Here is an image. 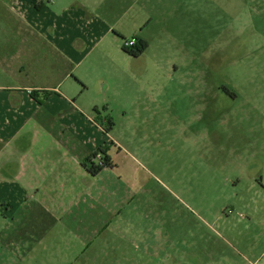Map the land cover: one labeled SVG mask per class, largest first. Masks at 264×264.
<instances>
[{
  "label": "rangeland",
  "instance_id": "obj_1",
  "mask_svg": "<svg viewBox=\"0 0 264 264\" xmlns=\"http://www.w3.org/2000/svg\"><path fill=\"white\" fill-rule=\"evenodd\" d=\"M62 1L110 26L77 72L84 108L99 99L115 123L113 166L73 214H0V264H254L264 0ZM134 34L138 57L123 50Z\"/></svg>",
  "mask_w": 264,
  "mask_h": 264
},
{
  "label": "crops",
  "instance_id": "obj_2",
  "mask_svg": "<svg viewBox=\"0 0 264 264\" xmlns=\"http://www.w3.org/2000/svg\"><path fill=\"white\" fill-rule=\"evenodd\" d=\"M62 2L0 0V214L13 220L32 204L56 219L79 210L106 170L94 175L84 161L111 156L114 144L96 108H84L90 87L77 72L110 26ZM254 264H264V228Z\"/></svg>",
  "mask_w": 264,
  "mask_h": 264
},
{
  "label": "trees",
  "instance_id": "obj_3",
  "mask_svg": "<svg viewBox=\"0 0 264 264\" xmlns=\"http://www.w3.org/2000/svg\"><path fill=\"white\" fill-rule=\"evenodd\" d=\"M135 44L132 46H128L126 42L128 41L126 39L125 43L123 44V50L128 53L129 55L138 57L141 56L149 47V43L146 39L141 38L139 36H134ZM95 111L97 112L96 120L97 122L104 128L106 132H111L115 123L113 121V118L111 115L103 116L98 107H96ZM106 153V152H105ZM98 155V154H95ZM88 170L94 174L97 175L100 173L104 168L113 166V161L111 159V156L106 154V157H103V161L101 164L95 163V161H92V159L89 157L86 159L83 163Z\"/></svg>",
  "mask_w": 264,
  "mask_h": 264
},
{
  "label": "built area",
  "instance_id": "obj_4",
  "mask_svg": "<svg viewBox=\"0 0 264 264\" xmlns=\"http://www.w3.org/2000/svg\"><path fill=\"white\" fill-rule=\"evenodd\" d=\"M126 44H127L128 46H132V45H134V44H135V39L133 38V39H131V40H128V41L126 42ZM98 155H99V154H98ZM99 158H100V162H99V164H101L102 161H103V156L100 155ZM239 216H240V217H246L245 214H243V213H239Z\"/></svg>",
  "mask_w": 264,
  "mask_h": 264
},
{
  "label": "flooded vegetation",
  "instance_id": "obj_5",
  "mask_svg": "<svg viewBox=\"0 0 264 264\" xmlns=\"http://www.w3.org/2000/svg\"><path fill=\"white\" fill-rule=\"evenodd\" d=\"M234 96H236V97H237V95H234Z\"/></svg>",
  "mask_w": 264,
  "mask_h": 264
}]
</instances>
